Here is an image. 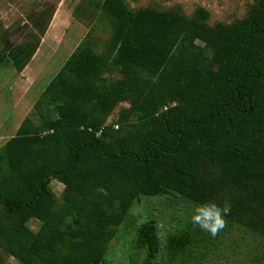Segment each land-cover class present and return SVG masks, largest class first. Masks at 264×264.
I'll list each match as a JSON object with an SVG mask.
<instances>
[{"label":"trees","instance_id":"obj_1","mask_svg":"<svg viewBox=\"0 0 264 264\" xmlns=\"http://www.w3.org/2000/svg\"><path fill=\"white\" fill-rule=\"evenodd\" d=\"M95 4L113 24L106 49L80 43L0 148L1 253L18 264H103L134 204L164 194L228 202L226 218L264 238V0L213 27L203 7L189 16ZM39 45L5 42L0 63L9 55L23 70ZM52 180L64 185L59 202ZM136 244L137 264H154L155 220Z\"/></svg>","mask_w":264,"mask_h":264},{"label":"rangeland","instance_id":"obj_2","mask_svg":"<svg viewBox=\"0 0 264 264\" xmlns=\"http://www.w3.org/2000/svg\"><path fill=\"white\" fill-rule=\"evenodd\" d=\"M97 1L102 0H0L2 45L5 46V42L11 46L35 43L40 35L43 36L40 38L42 51L34 59L36 69L31 68L33 77L27 82L21 81V70L9 55L0 63V148L16 136L21 123L33 112L34 104L80 43L94 44L97 52L106 49L113 24L103 18L100 6L95 4ZM125 1L135 9L154 6L168 10L180 6L189 16L203 7L211 14L206 22L211 27L243 19L254 3V0ZM42 28L48 30L47 35H42ZM132 104L128 101L121 107L130 110ZM116 111L115 117L120 109ZM50 191L59 202L64 185L52 180ZM196 207L178 194L141 196L118 228L103 264L140 262L142 257L138 255L136 244L138 231L143 223L151 220L156 221L162 240V249L154 264H264L262 236L226 218L227 227L213 237L191 223ZM2 214L3 208L0 207V216ZM28 225L34 231L39 228L37 220ZM0 262L18 264L16 259L1 250Z\"/></svg>","mask_w":264,"mask_h":264},{"label":"clouds","instance_id":"obj_3","mask_svg":"<svg viewBox=\"0 0 264 264\" xmlns=\"http://www.w3.org/2000/svg\"><path fill=\"white\" fill-rule=\"evenodd\" d=\"M99 191L107 194L102 188ZM230 214L231 205L228 202L221 206L210 201L195 208L191 215V223L215 237L227 227L226 217Z\"/></svg>","mask_w":264,"mask_h":264},{"label":"crops","instance_id":"obj_4","mask_svg":"<svg viewBox=\"0 0 264 264\" xmlns=\"http://www.w3.org/2000/svg\"><path fill=\"white\" fill-rule=\"evenodd\" d=\"M48 31V30H47ZM47 31H46V34L45 35H47ZM40 38H43V36H39ZM42 45L43 44H40L39 45V48L37 49V51H36V53H35V55L32 57V59L30 60V62L24 67V69L23 70H21L20 71V75H21V77L23 78V79H21V81L23 82V81H25V82H27V80H28V78H30V77H33L32 76V73H31V68L33 69L34 68V59L39 55V53H41V48H42ZM0 47L1 48H4L5 46L4 45H2V43H1V38H0ZM34 69H36V68H34ZM32 82V81H31ZM35 105V104H34ZM28 117V116H27ZM23 123V122H22ZM22 123H21V125H22ZM20 125V126H21ZM20 128V127H19Z\"/></svg>","mask_w":264,"mask_h":264}]
</instances>
